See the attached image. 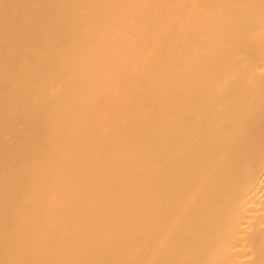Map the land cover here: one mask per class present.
Instances as JSON below:
<instances>
[{"label":"bare ground","instance_id":"1","mask_svg":"<svg viewBox=\"0 0 264 264\" xmlns=\"http://www.w3.org/2000/svg\"><path fill=\"white\" fill-rule=\"evenodd\" d=\"M0 264H264V0H0Z\"/></svg>","mask_w":264,"mask_h":264}]
</instances>
